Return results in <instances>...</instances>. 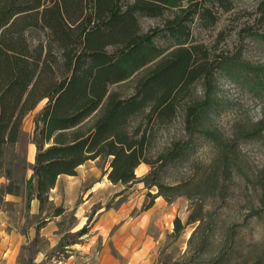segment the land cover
<instances>
[{
    "label": "trees",
    "instance_id": "trees-1",
    "mask_svg": "<svg viewBox=\"0 0 264 264\" xmlns=\"http://www.w3.org/2000/svg\"><path fill=\"white\" fill-rule=\"evenodd\" d=\"M232 5V0H0V176L10 180L5 148L17 142L25 115L46 99L35 120L36 153L26 180L27 195L38 201L39 212L58 176L75 175L86 160L110 156L107 179L123 185L137 180L135 169L144 163L150 167L147 187L157 188L148 194L145 209L158 196L170 203L185 195L186 224L196 222L182 254L162 264H264V188H257L259 172L252 162L247 160L243 174L249 186L241 190L251 203L245 223H226L207 206L210 199L225 202L234 196L226 181L242 167L237 139L258 140L264 132V112L232 142L210 118L219 104L217 71L235 61L196 41L191 24L196 19L201 27H211ZM168 10L173 13L161 27L141 30L139 17H159ZM253 20L264 24V0L257 3ZM31 31L38 33L35 43ZM250 34L264 38V29ZM159 37L167 43L158 44ZM241 63L264 88V66ZM129 81L132 91L125 95L119 88ZM196 84L203 90L200 98L192 96ZM187 99L186 130L204 134L217 146V155L198 181L171 183L165 181L167 168L186 146L153 157L154 128L171 123ZM197 183L201 188L190 192ZM12 191V181L0 188V206ZM45 223H37V234ZM253 224H260L257 234ZM182 229L175 217L172 234ZM87 232L84 225L75 236Z\"/></svg>",
    "mask_w": 264,
    "mask_h": 264
},
{
    "label": "rangeland",
    "instance_id": "rangeland-1",
    "mask_svg": "<svg viewBox=\"0 0 264 264\" xmlns=\"http://www.w3.org/2000/svg\"><path fill=\"white\" fill-rule=\"evenodd\" d=\"M260 0H232V9L219 12L218 21L211 27L203 28L198 20L191 24V35L204 43L212 54L235 61L227 64L224 69L217 71V95L219 104L210 113L212 123L216 125L223 137L231 141L241 128L248 126L262 117L264 112V88L258 86V79L253 73L244 70L242 61L254 66H264V38L250 34V30L261 31L264 24L255 22L254 11ZM173 10H168L159 17H139L140 28L143 32L151 28L161 27ZM31 43L36 42L37 32L29 33ZM161 45L167 43L164 37L156 38ZM239 60V62H238ZM132 82L120 86V91L128 95L132 91ZM193 98H200L202 87L195 85ZM189 99L178 107L176 116L165 126H155L152 139L151 155L153 157L186 146L185 153L170 162L165 181L176 182L199 180L211 160L217 155V146L197 129L189 132L185 128L184 113ZM46 99L41 100L22 120L17 142L5 148L4 167L11 171L8 180L0 176V188L12 181V193L4 196L0 206V252H9L7 234L20 232L25 234V240L17 247L15 264H162L177 259L186 248L188 237L194 229L195 223L186 224L190 213L189 199L185 195L178 196L168 203L163 197L158 199L163 205L171 206L172 213L178 217L183 229L177 236L173 232L165 233L164 239L142 258H134V252H107L104 256L100 252L103 240L93 238L94 222L105 210H117L123 216L122 222H130L132 218L140 217L145 211V205L156 192L155 186L147 187L145 175L150 169L147 164L136 167L137 180L123 185L112 183L107 179L110 156H101L93 160H86L76 168V174L70 177L61 175L55 186L49 191V202L39 212L33 206L34 198L27 195L26 180L32 175V166L36 147L33 143V130L37 114L45 105ZM232 142V141H231ZM237 146L242 158V167L235 179L227 180L230 191H234L231 199L223 202L220 199H210L207 206L212 211L220 212V218L226 223H245V216L249 212L251 203L245 200L241 190L248 184L243 174L248 172L246 164L252 162L258 182L257 188H264V132L258 140L241 137L237 139ZM245 160V161H244ZM248 160V161H247ZM207 169V170H205ZM249 186V185H248ZM201 188V183L190 185V192ZM155 200V199H154ZM264 201V200H263ZM255 206H260L255 201ZM59 212V214H56ZM55 214V215H54ZM223 217V218H222ZM166 218V216L164 217ZM44 219L53 220V230H38V222ZM164 224L165 221H164ZM168 224V221H167ZM170 224V223H169ZM86 225L89 231L80 236L75 232ZM168 226V225H167ZM255 233L260 224H253ZM49 229L46 228V230ZM166 229V228H164ZM150 232H157L153 226ZM248 228L246 233H249ZM257 234V233H256ZM7 245V246H6ZM111 257V258H110Z\"/></svg>",
    "mask_w": 264,
    "mask_h": 264
},
{
    "label": "crops",
    "instance_id": "crops-1",
    "mask_svg": "<svg viewBox=\"0 0 264 264\" xmlns=\"http://www.w3.org/2000/svg\"><path fill=\"white\" fill-rule=\"evenodd\" d=\"M140 166H143V164H139ZM66 176L70 177V175ZM160 198L162 197H156L152 205L145 209L140 217L132 218L130 222H122L123 216L117 210H105L97 217L91 235L95 239L100 238L103 240V247L100 250V252H105L103 257L109 256L107 252H134L132 255L134 258H142L159 245L164 239L165 233L172 231L171 221L175 217V214L171 215V206L167 204L162 206L163 202L158 200ZM33 206L38 210V201L36 199L33 201ZM165 216L166 218H164ZM164 221L166 224H164ZM54 225V221L48 219L39 231L42 230V233L45 234L46 231L53 230ZM151 226L157 232H150L149 228ZM48 227L49 229L46 230ZM24 240L25 234L23 233L13 231L7 234L6 241L9 247L6 248L9 252H0V264H15L16 247ZM103 264H107V262ZM109 264L111 263L109 262Z\"/></svg>",
    "mask_w": 264,
    "mask_h": 264
}]
</instances>
